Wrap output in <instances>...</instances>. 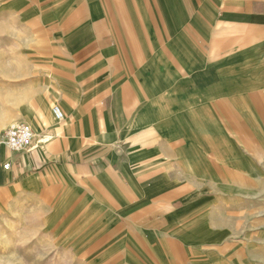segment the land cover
I'll use <instances>...</instances> for the list:
<instances>
[{"label": "crops", "instance_id": "1", "mask_svg": "<svg viewBox=\"0 0 264 264\" xmlns=\"http://www.w3.org/2000/svg\"><path fill=\"white\" fill-rule=\"evenodd\" d=\"M48 7L55 39L75 41L84 98L74 75L13 89L20 68L0 70V125L39 138L15 154L2 133L0 197L30 203L77 249L122 236L154 263L242 238L264 176V0Z\"/></svg>", "mask_w": 264, "mask_h": 264}, {"label": "rangeland", "instance_id": "2", "mask_svg": "<svg viewBox=\"0 0 264 264\" xmlns=\"http://www.w3.org/2000/svg\"><path fill=\"white\" fill-rule=\"evenodd\" d=\"M49 1L0 0V70L20 68L19 77L9 76L13 89L28 88L39 77H45L48 84L56 75H62L64 82L74 75L78 83L77 99L82 101L87 75L84 70L69 71L70 63L77 59L69 54L74 51L75 41L55 39L59 36L58 25L52 24ZM55 106H60L58 101L50 107L53 110ZM67 119L58 123L54 118L53 123L63 126ZM16 124L5 128L0 125V137ZM28 124L34 129L37 141L36 127ZM263 179L264 176L261 205H254L257 210L247 215V230L242 238L222 248L196 249L165 264H264ZM0 199V264H161L154 263L140 252L138 245L122 236L109 245L99 241L87 250L77 249L70 241L63 240V234L49 231L41 212L30 203L20 200L16 203L13 194H3Z\"/></svg>", "mask_w": 264, "mask_h": 264}, {"label": "built area", "instance_id": "3", "mask_svg": "<svg viewBox=\"0 0 264 264\" xmlns=\"http://www.w3.org/2000/svg\"><path fill=\"white\" fill-rule=\"evenodd\" d=\"M54 116L59 123H63L66 116L59 106L53 109ZM35 132L34 129L25 123H17L13 127L5 131L3 135V143L12 153H25L31 151L35 147ZM5 170L10 169V165L4 166Z\"/></svg>", "mask_w": 264, "mask_h": 264}, {"label": "bare ground", "instance_id": "4", "mask_svg": "<svg viewBox=\"0 0 264 264\" xmlns=\"http://www.w3.org/2000/svg\"><path fill=\"white\" fill-rule=\"evenodd\" d=\"M56 119V118H55ZM49 138V137H48ZM43 140V139H42ZM45 140V139H44ZM46 141V140H45Z\"/></svg>", "mask_w": 264, "mask_h": 264}]
</instances>
